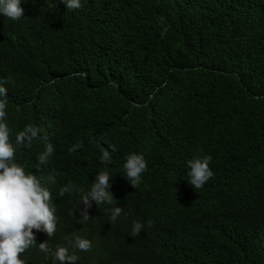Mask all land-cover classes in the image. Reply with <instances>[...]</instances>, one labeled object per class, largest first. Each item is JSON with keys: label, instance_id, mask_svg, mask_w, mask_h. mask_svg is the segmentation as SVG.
Segmentation results:
<instances>
[{"label": "trees", "instance_id": "trees-1", "mask_svg": "<svg viewBox=\"0 0 264 264\" xmlns=\"http://www.w3.org/2000/svg\"><path fill=\"white\" fill-rule=\"evenodd\" d=\"M21 6L19 20L0 15V78L11 81L10 128L41 129L17 162L56 176L50 203L62 230L48 245L89 239L76 264H264V0ZM98 142L116 148L107 168ZM45 143L54 152L37 168ZM132 152L148 164L138 188L122 175ZM204 154L214 176L195 190L186 161ZM105 170L122 214L111 224L93 202L80 223L75 189ZM69 181L74 190L58 196ZM148 220L139 237L122 225ZM24 255L51 264L35 246Z\"/></svg>", "mask_w": 264, "mask_h": 264}, {"label": "clouds", "instance_id": "clouds-1", "mask_svg": "<svg viewBox=\"0 0 264 264\" xmlns=\"http://www.w3.org/2000/svg\"><path fill=\"white\" fill-rule=\"evenodd\" d=\"M27 0H0V15L16 21L24 16L22 3ZM67 12L80 9L82 0H62ZM166 29L161 32L164 35ZM11 84L10 80L0 78V264H29L24 255L25 251L37 247L43 253L44 259L51 260V264H76L78 252H88L92 242L79 235L66 236L65 245L56 244L52 248L49 242L58 239L61 234V221L56 218L55 207L51 205L52 191L57 180L54 174H49L41 180L32 172H26L25 167L17 162L15 154L22 148L31 147L32 142L38 138L41 129L32 124H25L19 131L10 128L7 122L8 100L6 94ZM14 137V139H10ZM46 139V137H42ZM80 145H73L68 152H73ZM101 164L107 166L111 163V152L116 150L114 145L98 142ZM54 152L52 143H45L44 150L36 156L39 168L49 160ZM211 155H195L186 161V180L193 188L200 189L213 178L214 172L210 168ZM148 164L143 154L132 152L124 157L122 175L132 186L138 188L142 183V174L147 170ZM112 175L109 171H98L87 191L75 189L80 192L79 207L80 219L83 223L90 217L88 209L95 205H103V211L109 216L108 222L115 223L122 214V208L114 206V196L110 191ZM74 186L69 181L57 190L58 196L71 193ZM152 221L146 224L133 221L132 224L123 221L124 227L131 228V237H139L145 227H151ZM37 241H36V238Z\"/></svg>", "mask_w": 264, "mask_h": 264}]
</instances>
